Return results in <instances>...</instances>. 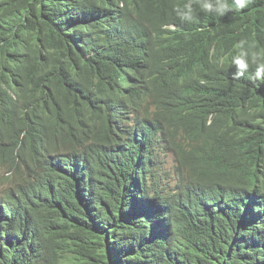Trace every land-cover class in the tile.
<instances>
[{
  "label": "trees",
  "instance_id": "1",
  "mask_svg": "<svg viewBox=\"0 0 264 264\" xmlns=\"http://www.w3.org/2000/svg\"><path fill=\"white\" fill-rule=\"evenodd\" d=\"M261 65L264 0H0V264H264Z\"/></svg>",
  "mask_w": 264,
  "mask_h": 264
},
{
  "label": "clouds",
  "instance_id": "2",
  "mask_svg": "<svg viewBox=\"0 0 264 264\" xmlns=\"http://www.w3.org/2000/svg\"><path fill=\"white\" fill-rule=\"evenodd\" d=\"M200 7L202 10L205 11H212L215 10L216 12L223 14L230 9H235L239 11L240 9L247 6L248 0H232L231 3L228 0H199ZM187 9L186 12H181V18L190 20L192 8L190 4L185 5ZM171 29H177L176 25L168 26ZM243 41H241L240 46H243ZM197 50L194 51L195 57L197 61L200 63V66L203 68H213L212 59L210 56V63H207L204 60H199L197 58ZM236 65V73L234 74V78L240 75H243V72H247L249 70V65L247 62V53L244 51L239 52L236 56L233 57L232 61ZM262 74H264V65H261V68L257 69L256 76L257 78H261ZM253 80H256L255 76L250 75ZM258 95L264 94L263 88H256L254 90L258 91ZM164 115L169 123L178 126L184 134H187L190 131H196L201 133L200 140L202 141V145H207L206 150H204V154L206 153H213L216 149L219 148L221 144V140H215L212 136V131L216 130L217 127V120L213 115L204 114L201 112L194 111V107L186 104L180 100H173L166 104H161L157 106ZM183 120V122H181ZM237 140V136H236ZM20 149H25L26 151L23 152V156L31 157L30 150L25 147L24 145H19ZM15 162V161H14ZM32 164V162H29ZM26 168V167H23ZM219 203V202H218ZM221 208L223 207L221 203H219ZM214 210H217L213 206Z\"/></svg>",
  "mask_w": 264,
  "mask_h": 264
},
{
  "label": "rangeland",
  "instance_id": "3",
  "mask_svg": "<svg viewBox=\"0 0 264 264\" xmlns=\"http://www.w3.org/2000/svg\"><path fill=\"white\" fill-rule=\"evenodd\" d=\"M11 164L9 161H3L0 159V193L7 190L9 186L14 182V171L10 170ZM14 172V173H13ZM73 253L69 252L68 256L73 258Z\"/></svg>",
  "mask_w": 264,
  "mask_h": 264
},
{
  "label": "bare ground",
  "instance_id": "4",
  "mask_svg": "<svg viewBox=\"0 0 264 264\" xmlns=\"http://www.w3.org/2000/svg\"><path fill=\"white\" fill-rule=\"evenodd\" d=\"M123 231V230H122ZM111 252H112V250H111ZM83 254V253H82Z\"/></svg>",
  "mask_w": 264,
  "mask_h": 264
}]
</instances>
